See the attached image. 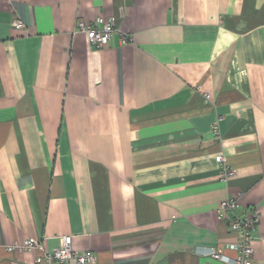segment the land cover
Masks as SVG:
<instances>
[{"label": "crops", "instance_id": "obj_1", "mask_svg": "<svg viewBox=\"0 0 264 264\" xmlns=\"http://www.w3.org/2000/svg\"><path fill=\"white\" fill-rule=\"evenodd\" d=\"M229 197L264 264V0H0V264H223Z\"/></svg>", "mask_w": 264, "mask_h": 264}, {"label": "built area", "instance_id": "obj_2", "mask_svg": "<svg viewBox=\"0 0 264 264\" xmlns=\"http://www.w3.org/2000/svg\"><path fill=\"white\" fill-rule=\"evenodd\" d=\"M97 22L78 19L76 21V28L85 33L89 44L103 45L109 42V39L115 30V25L112 19L102 22L101 26H97ZM13 27L21 29L24 23L15 19L12 21ZM128 37H124L123 41H127ZM215 160L221 164L222 156L216 155ZM221 169L226 176L231 174V170L227 169L225 165H221ZM237 206V201L233 197L223 199L217 206L216 211L222 218L228 220L229 229L235 234V240L226 243L223 247L196 245L193 252L197 255L208 256L223 264H256L252 259L253 247L252 231L258 221V213L254 210L249 211L244 216L239 217L231 215L230 213ZM230 214V216H228ZM13 248H21L26 251L38 250L39 254L36 256V261L39 264H93L95 262V255L88 250L77 251L72 247V235L58 236V244L50 250L43 248L41 242L34 238H28L20 244H14L7 247L11 250ZM225 250L234 251V255H228Z\"/></svg>", "mask_w": 264, "mask_h": 264}]
</instances>
